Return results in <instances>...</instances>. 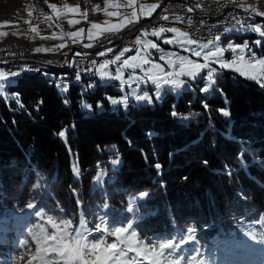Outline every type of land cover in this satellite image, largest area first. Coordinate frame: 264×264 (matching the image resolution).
I'll return each instance as SVG.
<instances>
[{
    "label": "trees",
    "instance_id": "16d2710c",
    "mask_svg": "<svg viewBox=\"0 0 264 264\" xmlns=\"http://www.w3.org/2000/svg\"><path fill=\"white\" fill-rule=\"evenodd\" d=\"M259 51L264 54V43ZM48 70L69 73L64 78H71L67 93L60 94L55 81L41 73H26L6 86L19 94V103L0 98V231L32 229L35 211L59 216V204L74 225L83 217L89 229L105 214L114 226L131 220L139 240L178 237L192 227L195 238L184 246L187 255L195 254L191 250L196 247L203 256L212 254L217 239V245L237 248L245 244L242 232L249 224L264 232L258 221L264 216V88L256 81L222 70L208 93L198 87L196 92L167 91L153 105L130 101L125 111L105 97L117 93L113 82L100 84L93 74L77 81L71 70ZM92 81L93 87L82 89ZM83 99L92 103V111L80 106ZM97 101L103 104L100 110ZM173 105L182 115H199L174 118ZM220 108H227L230 118ZM63 130L66 142L58 135ZM69 150L79 177L72 171ZM117 154L121 162L110 171L112 179L93 185L96 170ZM140 192H149L150 198L127 212L128 197ZM29 202L37 207L28 209ZM105 202L108 209L102 207Z\"/></svg>",
    "mask_w": 264,
    "mask_h": 264
},
{
    "label": "snow or ice",
    "instance_id": "6c2138e0",
    "mask_svg": "<svg viewBox=\"0 0 264 264\" xmlns=\"http://www.w3.org/2000/svg\"><path fill=\"white\" fill-rule=\"evenodd\" d=\"M228 3L236 4L245 12L255 13L260 17H264V11L258 9L256 5L248 4L246 0H227ZM45 4L51 10L50 15H45V22L49 27H52V22L56 23V27H60L59 21L66 19L69 14L73 16H80L87 20L88 10L81 11L80 7L63 4L59 6L55 3ZM159 3L139 4L137 0H104L103 7L93 5L91 11H102L108 18H117L116 22L110 19H105L102 23L90 22L87 30L81 28L76 31L65 32L62 28L59 33L53 32L51 36H41L42 39H59L63 42L52 47H36L34 52H54L67 47V42L72 44H80L85 39L89 43H83V47L90 48L93 42H98L100 37H105L106 34H116L129 25L135 24L141 17H150L153 12L159 7ZM196 8L202 7L201 3L195 5ZM122 9H131L130 13L121 11ZM188 12L193 11V7L187 8ZM31 16V12H29ZM164 21L173 20L176 22H184L185 18L179 15L169 16L167 14L161 17ZM203 23V21H201ZM11 22L5 21L0 24V28L9 26ZM29 24L30 32L40 36L39 29L31 25L30 21H25ZM68 25H75L80 23V19H67ZM187 23L191 24L192 20L187 19ZM86 31V35H85ZM224 33L229 31H240L258 34L259 37L264 38V23H245L241 19H236L235 23L230 27L223 29ZM165 33H171L170 37L165 36ZM9 33L0 31V37H5ZM19 35V33H13ZM148 36L156 37L163 43L177 45L184 52L189 55H180L178 52H165L158 43ZM221 36L216 35L206 40V42L194 39L188 31L181 30V28L172 27H154L150 32L142 31L141 35L135 38L133 47L135 54L125 57V53L132 51V48L125 47L119 50L112 59H105L100 63L95 60L91 61V66L84 71L94 72L101 80H115L119 81L120 90L123 92L125 85L130 89L129 92L122 95L120 98H113L107 96L106 99L112 106H122L126 111L129 105V98L131 97L136 102L146 101L148 104L153 103V97L147 91L142 94L137 92L141 84L151 83L154 86V97L157 101L162 99L165 91L177 92L185 86L191 88L189 81L201 79L204 81V86L199 90L201 93H208L217 85V78L220 75V70H232L238 73L241 77L256 81L262 88H264V57H258L253 49L249 46V42L245 41L243 44H236L229 42L226 46H221ZM256 46L261 45V39L253 41ZM150 49L156 50L159 55V63L153 60ZM113 49L108 47L105 51L98 52L99 56H106ZM231 52V58L225 59V53ZM77 56L81 55L76 53ZM192 57H195L193 59ZM202 61V62H201ZM51 63V61H49ZM218 67H214L213 65ZM115 65V71H110V66ZM26 70V69H25ZM130 70L127 77L125 71ZM139 70V73L137 72ZM206 75H202L205 73ZM20 73L18 71H5L0 69V94L3 93L5 82L11 78L16 77ZM80 72L76 74V80H80ZM187 78V79H185ZM135 85V87H133ZM89 84L88 87H93ZM57 87L64 93L68 91V85L57 84ZM222 92V89H218ZM18 103L19 94L12 96ZM63 103L68 105L70 100H64ZM205 110H208L209 105L202 101ZM22 106V105H21ZM80 106L89 111L92 110V105L80 101ZM103 104L101 101L96 102V108L101 109ZM220 114L225 118H230V111L227 108L218 109ZM171 116L179 118L180 120H188L192 115H199L198 113H189L182 115L175 110V105L172 106ZM214 125L211 123L209 116L208 127ZM74 127V125H73ZM66 131L63 130L58 133L66 142ZM149 136L152 133L148 134ZM111 150L116 151V146H111ZM120 157L117 154L116 158L110 160L112 166L120 163ZM207 165V161H204ZM156 169H161V165L156 164ZM72 171L76 177H79L78 165H73ZM107 172L104 169L97 171L93 178L94 184L100 185L104 182ZM38 186V185H37ZM37 186H34L37 187ZM163 186V185H162ZM71 187V186H70ZM72 195L76 196V190L71 189ZM149 192H140L137 195L129 197L127 200V212H134L138 207L137 201L146 200L150 198ZM77 206L82 207V201L77 198ZM26 207L34 209L37 206L29 202ZM61 215H47L44 210L35 211V215L40 217L44 222L37 224L31 231V240L35 244V252L32 253L31 246L27 239L20 243L28 247V259L26 264H207L202 259L203 253L198 247L191 251L195 254H185L184 246L190 241H193L195 236V229L189 227L186 230V235L181 234L178 238L170 234H163L155 239V241H145L138 239V233L134 230L133 222L129 221L126 225L114 226L116 222L106 221L105 216L98 217V221L93 229L87 227V222L81 217L78 224L74 225L73 220L66 218L67 214L63 212V208L57 205ZM103 209H108L109 204L105 202ZM260 223H264V216L258 217ZM112 225V226H110ZM49 228L51 231H49ZM247 231L245 235L255 244L264 246V232L257 233L252 230L251 225L246 226ZM98 233L96 237L92 233ZM113 238L109 240V238ZM237 248H246L247 245L239 244ZM15 260H23L24 256L12 257Z\"/></svg>",
    "mask_w": 264,
    "mask_h": 264
},
{
    "label": "rangeland",
    "instance_id": "374dc122",
    "mask_svg": "<svg viewBox=\"0 0 264 264\" xmlns=\"http://www.w3.org/2000/svg\"><path fill=\"white\" fill-rule=\"evenodd\" d=\"M155 2V0H137V5L139 4H148L149 2ZM159 1V0H157ZM163 1H167V0H162ZM48 3H55L59 6H62L63 4H69L72 6H79L81 11L87 9L88 10V17L87 20L83 19L80 16H73L72 14L70 15L69 19H80V25L75 24L74 28H67L66 31H70V29H72L73 31H76L77 29H85L87 30V28L89 27V23L90 22H97V23H102L105 19H110L112 22H116L115 17L113 18H108L104 15V13L102 11L99 12H93L91 11V8L93 5H99L101 8L103 7L104 4V0H48ZM121 11H125L127 13L131 12V9H127L124 10L122 9ZM29 12H31V16L29 15ZM155 12V11H154ZM153 12V14H154ZM47 14L50 15L51 14V10L47 7V5L45 4V0H0V24H3V22L5 21H9L11 22L9 26L6 27H2L0 28V31H6L9 34L5 37H0V45L6 43V42H17V43H21L24 44L26 46V51L27 53H29L30 55L32 54H36V55H45V54H51V53H55L57 51L54 52H34L33 49L30 48V46L24 41V39L21 38H13V37H17L15 36L13 33V31L16 32H22V31H27V26L29 24L25 23V21H30L31 23H36L37 28L39 27L41 32H43V36H51V34L53 32L50 31H45L46 29L43 28V22L41 21L40 18H42V14ZM152 14V15H153ZM151 17V16H150ZM149 17H141L139 19V21L147 19ZM67 19H61L63 25H61L60 27H56V23L53 21L52 24H55L54 30L59 33L61 28L65 29L64 25H68L67 23ZM138 21V22H139ZM70 26V25H69ZM130 26V25H129ZM230 27V26H228ZM125 29V28H124ZM124 29H122L120 32L124 33ZM25 31V32H26ZM251 34H253L251 36ZM85 35H86V31H85ZM165 36L170 37L172 34L171 33H167L164 34ZM153 40L154 42L158 43V45L160 46V48H162L165 52L168 51H173V52H178L180 55H189L187 52H184L182 49H180L177 45L172 44V45H168L163 43V41L158 40L156 37H151L148 38ZM256 39H261V44L264 43V38H261L258 36V34L253 33L251 31L248 32H240V31H229L227 32V35L221 37V46H226L230 41L234 42L236 44H243L245 41L249 42V46L253 49V51L257 54L258 57H264V54L260 53V49H261V45L260 46H256L253 41H255ZM45 40V39H44ZM46 40H50L51 42L56 41L57 39H46ZM85 42L89 43L86 39L84 40ZM83 41V42H84ZM99 41H101V37L99 39ZM81 44H73V46L79 45V47H81ZM103 44L102 47L105 45V43H101ZM56 45V44H55ZM109 45V44H106ZM69 47L72 46H68L67 48L64 49H60V50H68ZM88 48L85 49H80V50H87ZM59 50V51H60ZM77 50V48H76ZM152 53V59L162 63L163 61L159 60V53L156 52V50L154 49H150L149 50ZM134 52H128L125 53V57L130 56V55H134ZM193 59H195V57H192ZM231 58V52H226L225 53V59H230ZM202 62V61H201ZM114 68L116 67L115 65H113ZM214 67H218L217 65H213ZM110 71L114 72L115 70H113L112 66H110ZM130 70H126L125 71V77L128 76ZM222 70H220L221 72ZM137 72L139 73V70H137ZM42 75L50 78L51 80H54V84L55 87L57 89V91L62 94L64 92H62L60 90V88L57 87V84H64L66 83L67 85H69L68 80L64 79L65 77H67L69 75L68 72H59V73H55L52 70H48V69H44L41 72ZM202 75H206L205 73H202ZM64 79V80H63ZM99 79V83L103 84V85H107V84H111V82H113L112 87L116 90L117 93H110V92H106L105 93V97L107 96H111L113 98H120L122 95H124L125 93L129 92L130 89L128 88L127 85H125L124 87V91L122 92L120 90V85H119V81H115V80H101ZM187 79V78H185ZM115 81V83H114ZM14 79L13 78H9L6 82H5V87L3 90V93L0 94V98L8 101L10 99H12V96L14 94L9 93L6 90V86L13 83ZM93 82V81H92ZM189 84H191V88L185 86L184 88L178 90L177 92H172L174 94H178L180 92H182L183 90L186 89H190L193 92H196V88H201L204 86V81L201 79H197L195 81H189ZM90 84H94L90 83ZM89 84H85L84 87L82 89L86 90V88L88 87ZM133 87H135V85H133ZM91 88V87H90ZM144 91H147L149 93L150 96L153 97V103L150 105H153L155 102H159L155 99L153 93H154V86L151 85V83H147V84H141L140 88L137 89V92L142 94ZM167 91L164 92V94ZM163 94V95H164ZM85 102L89 103L92 105V103L90 101H86L85 99H83ZM132 102L135 105H139V104H148L146 101H141V102H136L134 99H132L131 97L129 98V102ZM84 109V108H83ZM92 110H93V106H92ZM91 110V111H92ZM100 110V109H97ZM64 139V138H63ZM69 154H70V165L71 168H73V165H77L76 162V157L75 155L72 153L71 150H69ZM117 155H112L109 159V163L105 166H101L99 167L96 172L93 175V178L96 176L97 171L100 169H104L106 170L107 174L105 176V180H110L112 179V177L114 176L112 172V170H114V168L117 166H112L110 164V160L116 158ZM120 157V155H119ZM120 161H121V157H120ZM119 165V164H118ZM104 182L102 184H104ZM100 184V185H102ZM93 185L96 186V184H94L93 181ZM139 193H134L131 194L129 197L137 195L138 196ZM128 197V199H129ZM140 201V200H139ZM138 202V201H137ZM48 215V214H47ZM37 217V216H36ZM131 221V220H130ZM44 221L40 218L37 217L36 222L33 225V228L40 223H43ZM129 222V221H128ZM126 222L125 225L128 223ZM88 227V225H87ZM32 228V229H33ZM89 228V227H88ZM252 228V227H251ZM32 229L29 230H22L19 231L18 229H3L0 231V264H26V260L29 258L27 253H28V247L22 245L20 242L27 239L29 241V245L31 246V251L32 253L35 252V244L34 242L31 240V236H30V231ZM135 230V228H134ZM253 231H255L252 228ZM49 231H51V229L49 228ZM136 231V230H135ZM247 231V228H245L242 232V239L243 242L245 241L244 245H247L246 248H235L234 246H227V244L225 242H221L219 245H215L213 247H211L210 250H212V254H209L208 256H203L202 259H204L207 264H242L240 261H235L233 258H227L225 261H228V263L222 262V260L224 259L225 256H231V257H236L239 258L241 260L246 261L245 263L248 264V262L253 263V264H264V246H260L255 244V242H252L250 239L247 238V236L245 235ZM111 239V238H110ZM7 242H5V241ZM187 246V245H186ZM19 256H24L23 260H13L12 257H19Z\"/></svg>",
    "mask_w": 264,
    "mask_h": 264
},
{
    "label": "built area",
    "instance_id": "2783aa9c",
    "mask_svg": "<svg viewBox=\"0 0 264 264\" xmlns=\"http://www.w3.org/2000/svg\"><path fill=\"white\" fill-rule=\"evenodd\" d=\"M246 2L256 5L259 10L264 11V0H246ZM197 3H201L202 7L196 8L195 5ZM188 7H193L198 11V18H190L188 16ZM243 12H245L243 9L236 4L228 3L227 0H167L160 4L151 17L126 27L124 33L106 34V38L101 37V41L93 42V46L87 50H80L79 45H76L69 47L66 51L60 50L45 55L39 54V60H31V55H27L25 48L21 45H17L14 42L0 45V50H3L0 51V69L22 73L23 69L43 71L45 66H52L54 69L60 66H73L74 75L72 79H76L78 71L80 72V77L84 73L94 74V72L84 71V69L91 66V61L93 60L100 63L105 59H112L119 50L125 47L132 48V52H134L135 38L141 35L142 31L150 32L154 27L159 26H175L181 28V30L188 31L194 39L205 42L223 31L221 30L222 21H231V24H234L236 19H241L245 23H249L243 19ZM165 14L169 16L179 15L184 17L185 20L182 23L173 20L164 21L161 17ZM207 17H215L214 26L205 25V18ZM188 18L192 20L191 24L187 23ZM101 43H105V45L102 47L103 44ZM108 47H111L113 51L106 56L97 55L98 52L105 51ZM5 48H7V51H4ZM76 53L81 55L77 56ZM68 82L70 83V79H68Z\"/></svg>",
    "mask_w": 264,
    "mask_h": 264
},
{
    "label": "bare ground",
    "instance_id": "6f19581e",
    "mask_svg": "<svg viewBox=\"0 0 264 264\" xmlns=\"http://www.w3.org/2000/svg\"><path fill=\"white\" fill-rule=\"evenodd\" d=\"M188 16L190 18H198V11L195 8H193V11L192 12H188ZM243 19L246 20L249 23H257V24H260V23H263L264 22V17H260V16L256 15L255 13H250V12H243ZM205 25L206 26H214L215 25V17H207V18H205ZM231 25H232L231 24V21H222L221 22V30H223L225 27H228V26H231ZM216 35H220L221 37L223 36V38H224V36H226L227 33H224V31H222V32L217 33ZM9 43L10 42H6V43H4L2 45L9 44ZM14 43H16L17 45L23 46L25 48V53L27 55H30L29 53H27L26 46L24 44L17 43V42H14ZM0 51H3V50L1 49ZM4 51H7V48H5ZM31 60H39V55L32 54L31 55ZM44 69H54V67H52V66H45L43 68V70ZM56 69H60V70L61 69L71 70L74 73L73 66H60V67H57ZM41 72L42 71L41 70H38V69H26V70L23 69L22 73H20L19 75L26 74V73L37 75V74H39ZM92 74L93 73H84L82 75L83 76H89V75L91 76ZM11 78H15V77H11Z\"/></svg>",
    "mask_w": 264,
    "mask_h": 264
},
{
    "label": "crops",
    "instance_id": "0c3cea01",
    "mask_svg": "<svg viewBox=\"0 0 264 264\" xmlns=\"http://www.w3.org/2000/svg\"><path fill=\"white\" fill-rule=\"evenodd\" d=\"M151 3H159V5L162 3V0H159V1H157V0H155V2H149L148 4H151ZM43 16H42V18H40V20L41 21H44L43 22V28H45L46 30L45 31H50V32H56L55 30H54V27H55V24H52L53 26L52 27H49L48 26V23H46L45 22V15H47V14H42ZM70 18V15H68V19ZM143 18V17H142ZM81 23V22H80ZM80 23L79 24H77V25H80ZM59 24H60V26L61 25H63V23H62V21L60 20L59 21ZM31 25L32 26H35V27H37V25L38 24H36V23H31ZM65 26V29H63L65 32H67L66 31V29L67 28H74V26L75 25H71V26H69V25H64ZM62 27V26H61ZM63 28V27H62ZM38 29H39V32H40V36H37V35H35L34 33H32V32H30V30H29V25L27 26V31L25 32V31H22V32H16V31H13L14 33H19V35H17V34H14L15 36H17V37H13V38H21V39H24V41L30 46V48L31 49H35L36 47H44V48H52V47H54V46H56V45H58V44H60L61 42H63V41H61V40H59V39H57L56 41H54V42H51L50 40L48 41V40H44V39H42L41 38V36H43V32H41V30H40V28L38 27ZM70 31H73L72 29H70ZM57 33V32H56ZM152 36H150L149 38H151ZM83 43H87V42H82V44H81V47H80V49H85V47H83ZM56 44V45H55ZM68 46H73V44L70 42V41H68L67 42V47ZM67 47H65V48H67ZM64 49V48H63ZM112 66V68H113V70H115V68H114V66L113 65H111ZM94 75V74H93ZM99 77L98 76H96V75H94V80H98L99 81V79H98ZM114 83H115V81H114Z\"/></svg>",
    "mask_w": 264,
    "mask_h": 264
}]
</instances>
